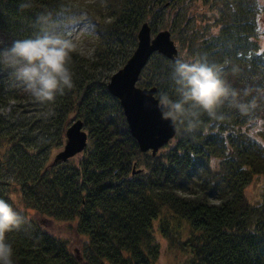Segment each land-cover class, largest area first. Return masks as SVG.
<instances>
[{"label": "trees", "instance_id": "obj_1", "mask_svg": "<svg viewBox=\"0 0 264 264\" xmlns=\"http://www.w3.org/2000/svg\"><path fill=\"white\" fill-rule=\"evenodd\" d=\"M22 2L0 0V50L34 36L41 14L76 48L69 64L74 86L52 103L37 102L12 69L0 67V199L24 217L7 234L13 264H158V219L169 238L188 224V237L178 239L190 255L184 264H264V189L258 203L245 192L255 174H264L260 1L32 0L23 10ZM145 21L155 32L170 29L177 58L206 56L225 65L229 83L241 95L251 89L244 100L257 97L256 107L247 114L225 108L223 121L202 117L196 133L176 134L155 155L142 152L108 83L135 51ZM176 59L153 54L139 84L156 86L158 98L164 92L175 98ZM78 117L89 131L88 146L53 164ZM134 165L142 171L134 173ZM50 219L74 224L80 254L45 226Z\"/></svg>", "mask_w": 264, "mask_h": 264}, {"label": "clouds", "instance_id": "obj_2", "mask_svg": "<svg viewBox=\"0 0 264 264\" xmlns=\"http://www.w3.org/2000/svg\"><path fill=\"white\" fill-rule=\"evenodd\" d=\"M31 7L32 0H23L20 4L22 10ZM36 23L39 31L34 36L14 40L10 47L0 50V67L12 69L16 81L37 102L52 103L57 95H64L66 89L74 86L69 64L76 44L70 35L58 30L50 15L41 14ZM230 72L236 75L239 69L233 67ZM227 76L225 65L210 63L206 56L174 61L175 98L167 92L161 93L159 105L163 117L171 120L178 135L196 133L205 116L212 121L225 120V108L247 114L256 107L257 97L248 102L244 100L252 90L245 89L241 95ZM257 91L264 98V90ZM23 223L21 213L0 199V264H13L14 250L7 234L19 230Z\"/></svg>", "mask_w": 264, "mask_h": 264}, {"label": "water", "instance_id": "obj_3", "mask_svg": "<svg viewBox=\"0 0 264 264\" xmlns=\"http://www.w3.org/2000/svg\"><path fill=\"white\" fill-rule=\"evenodd\" d=\"M138 45L126 64L111 76L108 88L123 105L132 136L142 152L152 150L155 155L166 143L176 136L170 119L162 115L157 96V87L140 86L143 69L155 53H163L170 59L178 56L177 41L168 29H161L155 36L148 21L139 30ZM66 143L58 150L53 164L66 162L87 147L89 132L82 118L75 119L67 128ZM136 170L134 172H138Z\"/></svg>", "mask_w": 264, "mask_h": 264}, {"label": "rangeland", "instance_id": "obj_4", "mask_svg": "<svg viewBox=\"0 0 264 264\" xmlns=\"http://www.w3.org/2000/svg\"><path fill=\"white\" fill-rule=\"evenodd\" d=\"M259 1L260 4L264 6V0ZM259 26L260 28L257 31V36L261 47H264V23H260ZM55 153L52 154V158L55 156ZM253 177V180L247 185L245 192L248 201L250 200L252 203H258L261 201L262 191L264 189V174H255ZM28 213L31 217L40 221L41 217L35 210L29 209ZM154 222L153 233H155V238L161 246L158 264H184L190 255L181 247V244L178 243V239L181 237H188V224L185 222L181 223V227L177 228V232L173 231V236L169 238L162 233L160 229V220L158 219ZM45 224L50 231H53L58 236L66 237L69 241V248H71L75 254H80L82 237L75 232L73 223L50 219L46 220Z\"/></svg>", "mask_w": 264, "mask_h": 264}]
</instances>
